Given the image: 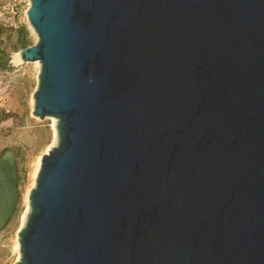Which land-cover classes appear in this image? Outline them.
<instances>
[{
  "label": "water",
  "instance_id": "1",
  "mask_svg": "<svg viewBox=\"0 0 264 264\" xmlns=\"http://www.w3.org/2000/svg\"><path fill=\"white\" fill-rule=\"evenodd\" d=\"M56 119L14 264H264V0H30ZM0 155V230L19 201Z\"/></svg>",
  "mask_w": 264,
  "mask_h": 264
},
{
  "label": "rangeland",
  "instance_id": "2",
  "mask_svg": "<svg viewBox=\"0 0 264 264\" xmlns=\"http://www.w3.org/2000/svg\"><path fill=\"white\" fill-rule=\"evenodd\" d=\"M30 0H0V155L13 150L18 169L19 201L0 230V264H14L20 257L18 233L29 212V194L35 186L40 160L57 144L56 119L33 114V93L38 85V61L22 62V40H38L27 10Z\"/></svg>",
  "mask_w": 264,
  "mask_h": 264
},
{
  "label": "trees",
  "instance_id": "3",
  "mask_svg": "<svg viewBox=\"0 0 264 264\" xmlns=\"http://www.w3.org/2000/svg\"><path fill=\"white\" fill-rule=\"evenodd\" d=\"M28 45L22 40V48H26Z\"/></svg>",
  "mask_w": 264,
  "mask_h": 264
}]
</instances>
